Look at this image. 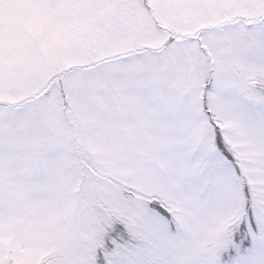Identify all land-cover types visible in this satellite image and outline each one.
I'll return each mask as SVG.
<instances>
[{"label": "snow or ice", "instance_id": "obj_1", "mask_svg": "<svg viewBox=\"0 0 264 264\" xmlns=\"http://www.w3.org/2000/svg\"><path fill=\"white\" fill-rule=\"evenodd\" d=\"M0 264H264V0H0Z\"/></svg>", "mask_w": 264, "mask_h": 264}]
</instances>
